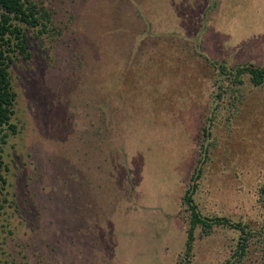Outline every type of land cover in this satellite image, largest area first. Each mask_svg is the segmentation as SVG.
I'll return each instance as SVG.
<instances>
[{
	"label": "rangeland",
	"instance_id": "374dc122",
	"mask_svg": "<svg viewBox=\"0 0 264 264\" xmlns=\"http://www.w3.org/2000/svg\"><path fill=\"white\" fill-rule=\"evenodd\" d=\"M34 1L50 19L9 67L0 264H178L200 163L202 214L264 222V87L218 104L204 59L264 66V0ZM238 238L197 227L186 264H224Z\"/></svg>",
	"mask_w": 264,
	"mask_h": 264
},
{
	"label": "trees",
	"instance_id": "16d2710c",
	"mask_svg": "<svg viewBox=\"0 0 264 264\" xmlns=\"http://www.w3.org/2000/svg\"><path fill=\"white\" fill-rule=\"evenodd\" d=\"M50 19L47 9L34 0H0V141L5 142L8 136L6 128L15 132V124L10 122L16 100V92L13 90L9 67L16 54L22 55L25 59L29 57L27 49L26 26H45ZM45 21V22H44ZM199 46V44H198ZM204 59L214 71V91L212 99L218 104L222 101L226 104L235 105L241 103L245 97L244 85L247 81L252 86L264 87V66L253 63L230 64L227 61L217 58L213 59L204 55ZM217 108L213 107L210 112V124L204 126L203 134L208 139L209 127L212 124L213 116ZM207 146L204 145V152L207 153ZM201 162V161H200ZM4 161L0 153V195L3 193L6 179L4 176ZM202 163L194 169L192 182L186 187L181 198V203L188 212V223L186 228V239L184 252L178 264H186L189 256L192 255L195 229L209 230L215 224L227 225L239 231V238L231 258L224 264H242L246 254L251 247L258 250L261 259L264 260V222L257 225L249 223L234 222L226 216H207L201 213L194 200V193L198 186V179L201 176ZM260 197L264 198V185L260 188ZM187 258V259H186ZM186 259V260H185Z\"/></svg>",
	"mask_w": 264,
	"mask_h": 264
},
{
	"label": "crops",
	"instance_id": "0c3cea01",
	"mask_svg": "<svg viewBox=\"0 0 264 264\" xmlns=\"http://www.w3.org/2000/svg\"><path fill=\"white\" fill-rule=\"evenodd\" d=\"M218 58H225V57H218Z\"/></svg>",
	"mask_w": 264,
	"mask_h": 264
}]
</instances>
